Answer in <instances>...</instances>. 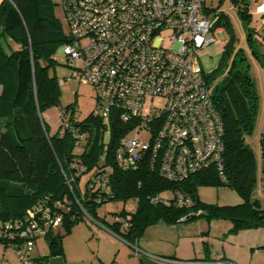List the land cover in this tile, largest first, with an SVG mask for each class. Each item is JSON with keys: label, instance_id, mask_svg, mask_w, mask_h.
Returning <instances> with one entry per match:
<instances>
[{"label": "built area", "instance_id": "obj_1", "mask_svg": "<svg viewBox=\"0 0 264 264\" xmlns=\"http://www.w3.org/2000/svg\"><path fill=\"white\" fill-rule=\"evenodd\" d=\"M59 6L69 38L61 52L69 66L78 64L72 76L93 88L95 104L90 114L104 128L110 115L128 128L114 153L116 167L148 164L172 182L209 167L223 176L224 125L213 99L214 83H208L199 61V52L215 42L218 10L212 19L207 17L205 0H59ZM259 8L264 24V3ZM71 113L77 115L75 109ZM71 113L58 111L57 131L61 136L72 132L78 145L87 140L88 132L72 126ZM112 169L104 164L89 177L88 187L96 188L97 203L111 194ZM61 171L68 195L44 196L22 216L0 225V237L8 240L24 263L31 261L35 241L60 226L72 208L78 212L73 217L84 214L94 220L80 203L84 193L76 196L72 188L87 171L86 165L74 159L68 174ZM148 200L185 208L178 223L203 212L192 208V199L178 188L150 194ZM114 221L122 229L129 226L118 214ZM186 263L235 264L228 260Z\"/></svg>", "mask_w": 264, "mask_h": 264}, {"label": "trees", "instance_id": "obj_2", "mask_svg": "<svg viewBox=\"0 0 264 264\" xmlns=\"http://www.w3.org/2000/svg\"><path fill=\"white\" fill-rule=\"evenodd\" d=\"M54 7L51 0H2L0 3V225L5 220L22 216L27 208L44 196L68 195L61 168L68 174V164L76 159L86 165L88 175L81 185V173L72 188L76 196L79 191L84 193L85 197L80 203L92 218H97V208L106 201L136 200L134 209L115 212L128 220L126 229H122L116 221L109 225L113 232L130 240L138 237L146 225L159 219L177 223L185 208L154 205L148 200L150 194L169 188H178L188 195L192 199V208L202 209L199 216H205L207 220H230L232 231L263 226L264 208L257 201L250 200L256 182L255 159L244 142V135L253 128L257 106L254 82L247 68H240L233 62L220 86L214 83L213 99L224 125L223 176L215 168L209 167L189 175L181 182H172L159 177L148 164L120 169L115 165L114 153L119 139L128 132L126 125L110 115V139L105 143L102 132L104 125L100 119L90 114L78 121L71 113V109H75L73 106L62 108L58 105L59 82L55 75L48 73L47 68L53 61V53L69 38ZM220 12L218 10L213 28L220 23L229 24L227 17ZM226 27L229 30V26ZM10 42L16 46L13 47ZM41 59L47 64H41ZM221 68L219 63L213 73L205 74L209 84H213ZM53 105L58 106L59 110H70L72 126H78V131L88 132L87 140L76 145L72 132H65L62 136L57 130L53 135L48 133L41 114L45 108ZM77 146L84 148L76 152ZM260 146L264 175V131ZM104 164L113 166L108 177L111 194L97 203L96 188L88 187L89 177ZM208 184L235 189L242 202L231 206L202 203L197 189L200 185ZM76 211V208H72L64 215L61 225L65 231L82 219L79 215L72 216L78 214ZM61 236H50L49 245L53 251L59 250ZM0 241L10 245L8 240L1 237Z\"/></svg>", "mask_w": 264, "mask_h": 264}, {"label": "rangeland", "instance_id": "obj_3", "mask_svg": "<svg viewBox=\"0 0 264 264\" xmlns=\"http://www.w3.org/2000/svg\"><path fill=\"white\" fill-rule=\"evenodd\" d=\"M264 0H205L204 14L213 18L215 9L220 10L227 17L228 25H216L214 36L215 42L203 48L199 52V61L202 69L206 74L214 72L216 67L221 63L222 68L215 75L214 82L220 84L226 79L228 70L232 63L235 62L238 67L247 68L248 74L254 82V87L257 94V106L254 117V124L251 132L244 135V142L252 150L255 166H256V182L251 191L250 200L257 201L261 208H264V175L262 174V158L260 137L264 131V24L263 15L259 8L260 3ZM218 18V17H217ZM226 26H229L227 30ZM63 30L65 27L63 25ZM13 47L16 46L10 42ZM62 47V46H61ZM59 47L52 55V63L47 68L50 75H55L59 82V102L62 108L73 106L77 112L76 118L78 121L84 120L90 115L94 108V91L90 84L81 82L72 76L75 66H69L65 55ZM41 64H47L46 61L40 60ZM58 106H50L42 111V117L48 128V133L53 135L58 124ZM62 121V120H61ZM132 135L131 133L128 134ZM110 139V128H104L103 141L107 143ZM83 146H77L76 152H81ZM62 172V171H61ZM63 174V173H62ZM88 173L84 172L81 177V185ZM200 201L207 205L216 206H231L242 202L238 192L225 185H200L197 189ZM136 204L135 199L124 201L122 199H114L102 203L97 208L98 215H105L108 221H113L115 212L122 209L132 210ZM82 220H90L86 215H82ZM207 218L200 216L195 221H199L203 229L208 230L206 226ZM230 221V220H229ZM228 219L220 218L211 228L212 232H217L228 227L230 224ZM198 229V228H197ZM218 247V245H217ZM18 262H21L16 257ZM20 264V263H19ZM22 264V263H21Z\"/></svg>", "mask_w": 264, "mask_h": 264}, {"label": "crops", "instance_id": "obj_4", "mask_svg": "<svg viewBox=\"0 0 264 264\" xmlns=\"http://www.w3.org/2000/svg\"><path fill=\"white\" fill-rule=\"evenodd\" d=\"M51 1L56 16L61 18L59 0ZM196 218L180 223L159 219L130 240L110 229L114 219L108 221L97 213L96 219L82 218L68 231L61 225L53 228L49 236L39 237L27 263L19 259L12 246L0 241V264H187L190 260L264 264V225L232 231L228 220V227L212 232L218 218L206 219L208 230ZM58 235H62L59 250L53 251L49 239Z\"/></svg>", "mask_w": 264, "mask_h": 264}]
</instances>
